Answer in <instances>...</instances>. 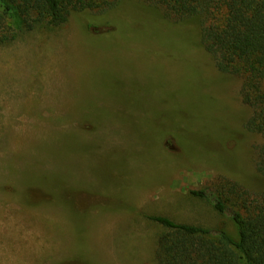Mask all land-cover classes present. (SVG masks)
Listing matches in <instances>:
<instances>
[{"label":"rangeland","instance_id":"rangeland-1","mask_svg":"<svg viewBox=\"0 0 264 264\" xmlns=\"http://www.w3.org/2000/svg\"><path fill=\"white\" fill-rule=\"evenodd\" d=\"M151 18L74 11L0 45V264H157L148 215L235 235L188 191L264 188L243 77Z\"/></svg>","mask_w":264,"mask_h":264},{"label":"trees","instance_id":"trees-1","mask_svg":"<svg viewBox=\"0 0 264 264\" xmlns=\"http://www.w3.org/2000/svg\"><path fill=\"white\" fill-rule=\"evenodd\" d=\"M158 2L162 11L134 0H0V45L44 21L59 26L74 11L99 8L128 24L129 15H152L151 23L173 29L177 40L190 44L191 39L200 38L219 71L243 77L241 98L251 108L245 127L264 138V0ZM255 166L264 179V140ZM246 187L221 183L212 190L188 191L211 199L216 213L232 221L235 235L222 228L178 222L164 214L148 215L163 228L157 238V264H264V188L251 191Z\"/></svg>","mask_w":264,"mask_h":264}]
</instances>
